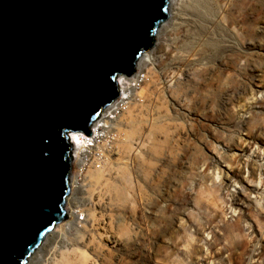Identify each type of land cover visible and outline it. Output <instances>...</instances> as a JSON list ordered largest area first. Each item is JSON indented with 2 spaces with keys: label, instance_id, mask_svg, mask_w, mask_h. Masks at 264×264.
I'll use <instances>...</instances> for the list:
<instances>
[{
  "label": "rangeland",
  "instance_id": "rangeland-1",
  "mask_svg": "<svg viewBox=\"0 0 264 264\" xmlns=\"http://www.w3.org/2000/svg\"><path fill=\"white\" fill-rule=\"evenodd\" d=\"M254 3L244 26L198 17L176 2V11L167 10L149 51L153 64L128 79L129 93L150 68L158 80L128 118L127 129L142 134L132 155L120 151L107 164V183L125 187L126 199L116 200L118 188L108 184L73 191L72 177L83 167L72 159L67 220L26 264L70 251L89 256L87 264H264V0ZM74 198L86 219L69 204Z\"/></svg>",
  "mask_w": 264,
  "mask_h": 264
},
{
  "label": "water",
  "instance_id": "water-1",
  "mask_svg": "<svg viewBox=\"0 0 264 264\" xmlns=\"http://www.w3.org/2000/svg\"><path fill=\"white\" fill-rule=\"evenodd\" d=\"M168 0H0V264H26L63 210L72 133L91 136L168 19Z\"/></svg>",
  "mask_w": 264,
  "mask_h": 264
},
{
  "label": "bare ground",
  "instance_id": "bare-ground-1",
  "mask_svg": "<svg viewBox=\"0 0 264 264\" xmlns=\"http://www.w3.org/2000/svg\"><path fill=\"white\" fill-rule=\"evenodd\" d=\"M175 2L180 9L193 7V11L198 17H204L209 13L214 14L217 21L225 20L227 23L236 22L243 26L245 25L246 21L248 22V20H251L250 18L253 17L254 13L256 12V4L254 3L255 0H168L167 10L169 9L171 14L172 12L176 11ZM191 3H196L200 10L204 11L205 13L197 10V6L191 5ZM236 12H239L236 18L237 20H235L234 15ZM179 15L175 14L173 18L176 19ZM251 32H253V30ZM143 54V56L141 55L137 61V70H143V68L147 67L148 64H153L151 58L152 54H150L149 51ZM230 62L235 64V60ZM230 62L226 64V69L222 73V75H224L226 78L230 76L229 71L233 67L232 63ZM153 70V68L147 70L143 80L141 82H137L136 86H138V88L134 93H129L131 90V88H128L129 77L126 75L118 76V82L116 79V83L119 93L122 96L120 99L125 98L126 102H123L121 105L119 104L120 100L116 99L111 105H109L104 111V115H102V120L97 121L95 124L90 126L89 130L92 133L90 137H87L81 132L72 133L70 135L69 140L75 154L72 159H74L77 164L80 166L82 165L83 167H81L82 170H80V175H75L72 177L71 187L73 191H85V189H92L93 187L96 188V190L105 188L104 186L107 185V182L110 180V174L108 177L106 176V171H108L107 164H109L108 161L111 160L110 157H113V154H116L120 151L123 154L127 153V155H132L134 153L132 145L135 141V137L141 136L142 132H140L141 130L137 126H132L131 128L127 129V125L131 123V121H128V118L135 115L136 109L142 108L145 96L151 95L154 92L151 91V89L156 87L158 80L155 79L156 75ZM230 104H233V102L227 103L224 107L230 106ZM150 128L153 132L154 127L152 128L150 125ZM134 129L136 131H134ZM127 130L128 132H126ZM154 131L156 133H160L161 130L157 127V129L154 128ZM122 132H125V134ZM155 151L157 153L159 152L158 149H155ZM85 169L87 174L83 175L82 172ZM229 170L230 168L228 167V171H225V173L228 174L227 177L230 173ZM81 175L83 176L81 177ZM216 177L218 179L220 178L218 173L216 174ZM121 180H123V178H120V183ZM108 187H110V191L114 188H118L112 192L116 200L120 201V199H126L125 193L123 191L125 187L122 188L121 185L119 186L118 184H111ZM77 200V198H74L69 202V204L77 209L76 212L79 214V216L84 215L85 211L81 209L79 205L80 200ZM74 214L75 212H73V215ZM86 217L87 216H85L84 219H86ZM79 223L82 224V222ZM60 232H66L65 227H62ZM70 253L73 255L75 251H70ZM70 253H62L60 257L53 253L50 257L46 258L45 264H87L89 262V256H85V258L82 256H80L81 258H76L74 256L73 258ZM97 257L99 258V256Z\"/></svg>",
  "mask_w": 264,
  "mask_h": 264
},
{
  "label": "built area",
  "instance_id": "built-area-1",
  "mask_svg": "<svg viewBox=\"0 0 264 264\" xmlns=\"http://www.w3.org/2000/svg\"><path fill=\"white\" fill-rule=\"evenodd\" d=\"M139 80L141 81V78H139Z\"/></svg>",
  "mask_w": 264,
  "mask_h": 264
}]
</instances>
